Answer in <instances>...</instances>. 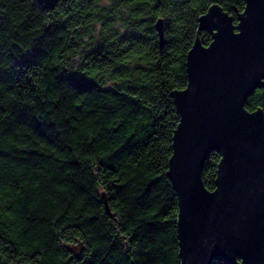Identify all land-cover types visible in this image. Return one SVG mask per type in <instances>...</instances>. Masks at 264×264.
I'll list each match as a JSON object with an SVG mask.
<instances>
[{"label": "trees", "instance_id": "16d2710c", "mask_svg": "<svg viewBox=\"0 0 264 264\" xmlns=\"http://www.w3.org/2000/svg\"><path fill=\"white\" fill-rule=\"evenodd\" d=\"M212 5L246 0H0V264H181L173 93Z\"/></svg>", "mask_w": 264, "mask_h": 264}, {"label": "water", "instance_id": "95a60500", "mask_svg": "<svg viewBox=\"0 0 264 264\" xmlns=\"http://www.w3.org/2000/svg\"><path fill=\"white\" fill-rule=\"evenodd\" d=\"M39 2L54 8L57 0ZM157 30L163 44L162 19ZM201 30L212 41L196 38L186 60L188 84L173 93L180 122L168 176L178 197L181 264L217 258L264 264V110L246 107L264 87V0H246L237 24L212 5L200 18ZM213 151L221 159L210 190L203 170Z\"/></svg>", "mask_w": 264, "mask_h": 264}, {"label": "rangeland", "instance_id": "374dc122", "mask_svg": "<svg viewBox=\"0 0 264 264\" xmlns=\"http://www.w3.org/2000/svg\"><path fill=\"white\" fill-rule=\"evenodd\" d=\"M71 249H72L76 254H79V253H80V249H81V247H80L79 244H77V245H72V246H71Z\"/></svg>", "mask_w": 264, "mask_h": 264}]
</instances>
